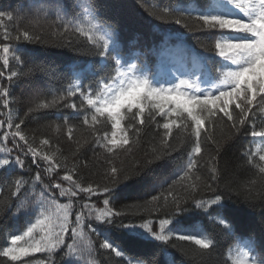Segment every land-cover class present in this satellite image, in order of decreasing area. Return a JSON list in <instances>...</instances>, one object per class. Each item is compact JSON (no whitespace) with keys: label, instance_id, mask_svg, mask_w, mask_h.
<instances>
[{"label":"snow or ice","instance_id":"1","mask_svg":"<svg viewBox=\"0 0 264 264\" xmlns=\"http://www.w3.org/2000/svg\"><path fill=\"white\" fill-rule=\"evenodd\" d=\"M82 3L87 26L82 22L64 21L58 17L61 20L60 26L53 34H58L62 38H67L68 33L78 34L95 50L93 55L98 56L101 61L113 62L111 65L105 63L101 72L96 74L98 78L87 85L77 83L67 89L68 97L77 95L80 97L79 106L76 102L64 105L82 115L81 123L89 129L88 135L91 137L87 150L93 153L103 150L104 157L102 161L99 157L96 161L84 159L83 146L77 145L73 168L65 171L59 182L46 184L40 172H36L35 181L40 185V191L32 197L25 196L19 209L26 210L27 214L38 213V215L35 222L30 223L27 231L22 235L11 236V247H5L0 251V256L8 257L11 261L20 260L33 253H53L57 249L66 248L68 259L64 264H79L76 257L90 255L93 250L91 239L85 240L86 227L88 232L95 233L98 239L99 233L96 232V227H101L104 238L99 243V248L110 250L116 257H121L123 254L110 239L117 233H119L118 238L128 243H143L146 233L155 241L167 243L170 239L168 235L153 231L147 222L138 224L127 214L112 211L108 205L111 203L115 206L121 199L141 191H144L145 195H151V192L157 188L156 183L142 185L135 181L142 177L146 170H152V166L159 161H166L175 150L172 144L173 129L186 133L191 144L187 163L179 176L181 180L190 178L191 173L199 172L205 167L202 163L203 145L208 141L215 143L213 135L218 121L230 125L234 134H239L242 126L248 124L252 129L248 134L254 138H264V129L256 130V120L264 119V0H223L222 4L211 3L200 8L187 7L183 0H165L149 15L161 22L187 29L188 32L193 31L190 24L194 23L197 31L215 41L212 47H206L201 43L204 52L213 53L212 56L202 58L206 61L220 58L216 61L219 64L217 76H213L212 69H208L207 72L189 70L173 73V79L166 81L158 80L146 71L142 62L122 56V50L118 46V30L102 21L94 3H88L87 0H82ZM5 18L9 22L14 19L12 13L0 11V24H3ZM176 35L183 36L184 33L178 32ZM21 36L27 42H42L41 35L30 34L27 29L19 32L14 39L20 41ZM0 39L9 41L13 37L5 28ZM67 42L69 46L72 43L70 39ZM0 49L4 56L3 66L7 68L10 45L3 43ZM15 51L17 50H13L14 55ZM74 51L78 50L74 49ZM15 59L19 62L21 58L15 55ZM109 68L111 70H107ZM4 75V72L0 71V77ZM17 75L16 72H12L7 77L8 81H12ZM9 96L7 87L0 89V100L4 109L10 106ZM56 105L57 99L54 98L50 102L36 104L35 108L29 107L25 118H20L19 123L11 118L0 120V143L5 144L0 152L11 153L12 149L6 146L11 140L13 147L19 153L14 158L9 156L0 159V173L10 175L16 168L24 169L30 157L32 164L39 167V162L43 161L48 172L59 175L57 170L62 167L59 160L33 147L28 135L22 129V125L26 126V119H30L31 113ZM5 125L7 130H4ZM153 128L155 135L149 142L156 144L155 137L158 136V146L145 152L144 157L134 167L117 166L114 159L117 153H130L133 138L139 144L142 139L148 137L149 131ZM74 129V125L67 126L68 141L73 140ZM160 129L163 130L162 134ZM40 144L50 146V141L42 139ZM215 151L219 154L220 146H217ZM245 155L248 157V164L256 168L259 176L264 177V154L246 152ZM257 156L259 164L254 163ZM90 164L104 166L103 185L93 182L84 187L74 178L78 177L81 169H87ZM215 164L216 157L213 156L207 162V179L202 180L201 176L196 175L195 180L200 181L214 194L210 204L217 207L218 215L222 216L223 199L229 189L227 185L221 186V170ZM64 182H67L68 187L64 186ZM7 184L14 191H11L10 202L0 204V212L11 214L13 208L17 207L15 201L19 199L27 181L17 178L7 180ZM160 187H163V184ZM192 187L195 191L196 185ZM168 188L171 196L172 184H169ZM101 191L108 197L103 200V209H96L95 205L85 202L81 205V210L75 213L74 219H70L73 198L80 197L83 193L90 201L92 197H98ZM236 194L248 202L258 200L259 206L264 208V192L254 193L251 187H248L238 189ZM189 195L192 193L189 192ZM57 197H67L69 204H57ZM160 199V195H151V200L146 203L159 202ZM181 202L180 198L173 196L172 204L175 206L173 216L186 211L181 207ZM183 203H187V200H183ZM205 203L202 200H193L197 208H204ZM250 206L256 205L250 204ZM157 207L160 206L157 204ZM163 207H168L167 197ZM91 219L99 221L100 224L96 227L91 223L85 224V220ZM126 220L128 222H125ZM219 222L226 224L223 219ZM160 223L163 225L166 221ZM66 237L70 238L71 242H66ZM178 239L194 241L202 250H210L215 246L212 238L180 234ZM253 245L258 246V254H254ZM260 254H264V235L255 241H247L240 255L233 259L231 264H264V255ZM41 264H51V261Z\"/></svg>","mask_w":264,"mask_h":264},{"label":"trees","instance_id":"2","mask_svg":"<svg viewBox=\"0 0 264 264\" xmlns=\"http://www.w3.org/2000/svg\"><path fill=\"white\" fill-rule=\"evenodd\" d=\"M87 2L97 6L100 18L105 24L118 30L121 55L126 59L142 62L145 70L158 80H172L173 71L207 72L208 69H212L213 76L219 75L217 71L219 64L216 61L220 58L216 57L213 61L202 58L212 56L213 53L204 52L201 43L206 47H212L215 42L213 39L197 31L194 23L190 24L193 31L188 32L187 29L161 22L149 15L165 0H87ZM183 3L190 8H200L215 2L214 0H183ZM0 11L10 12L14 17L13 21L9 22L5 18L3 24H0V37L3 36L5 28L13 37L9 41L0 39V45L3 43L10 45L7 68L3 66L4 56L0 49V71L5 74L0 77V89L7 87L10 94L8 109L2 107L3 102L0 100V120L11 118L19 123L20 118H25L29 107L35 108L36 104L50 102L56 98L55 107L34 111L30 114V119H26V126L22 125V129L28 135L33 147L55 157L62 165L61 169L57 170L59 173L57 176L55 172L46 170L43 161H40V166L37 167L31 163L29 157L24 169L16 168L10 175L0 173V204L10 202L11 191H14L9 188L7 180L19 178L27 181L26 191L22 189L19 199L15 201L17 207L13 208L12 213L0 212V251H3L5 247H11L12 235H22L27 231L30 223L35 222L37 218L38 213L27 214L26 210L19 209L25 196L32 197L40 191V185L35 181L37 171L40 172L44 183L59 182L65 171L73 168L77 145L83 146L84 159L96 161L99 157L101 161L103 160V150H98L96 153L87 150L91 137L88 135L89 129L81 123L82 115L64 105L76 102L79 106L80 97L78 95L68 97L67 89L77 83L87 85L98 78L96 74L101 72L105 63L111 65L113 62L101 61L98 56L93 55L95 50L78 34L68 33L67 38L53 34L60 26L61 20L58 17L64 21L82 22L87 26L82 0H0ZM25 29L30 34L41 35L42 42H27L22 36L20 41H16L14 37ZM178 32L184 35H176ZM68 39L72 41L70 46ZM13 50H17L15 55L20 56L19 62L15 59ZM12 72L18 75L12 81H8L7 77ZM37 84L41 85L40 91L32 94L27 90ZM9 113H11L10 117ZM70 125L75 126L72 141H68L66 136L67 126ZM261 129H264V119H257L256 130ZM4 130H7L6 125ZM251 130V127L245 124L239 134H234L230 125L218 121L213 135L215 143L208 141L203 145L202 163L205 167L199 172L191 173L190 178L181 180L179 176L184 171L191 144L186 133L173 129L172 144L175 150L166 161H159L152 166V170H146V173L135 181L142 185L156 183L157 188L151 192V195H160L159 202L146 203L151 200V195H145L144 191H141L121 199L115 206L111 203L108 205L112 211H121L138 224L147 222L153 231L168 235L170 237L168 242L155 241L146 233L143 243H128L118 238L119 233H117L110 239L123 254L121 257H116L110 250L99 248V243L104 238L101 227H96L100 222L95 219L85 220V224L91 223L96 227L99 239L95 233H89L87 227L85 228V240L91 239L93 250L90 255L76 257L79 264H231V261L240 255L247 241H255L264 235V208L259 206L260 202L258 200L248 202L236 194L238 189L248 187H251L254 193L264 192V177L259 176L256 168L248 164V157L245 155L246 152L264 154V138L252 137L248 134ZM159 131L162 134L163 130ZM154 135L153 128L149 131L148 137L142 139L139 144L133 138L131 152H118L114 157L117 166L134 167L144 157L145 152L158 146V136L155 137L156 144L149 142ZM42 139H49L50 146H42L40 144ZM6 146L12 151L10 154L0 152V159L9 156L14 158L19 154L11 140ZM217 146H220L219 154L215 151ZM4 147L5 144L0 143V149ZM213 156L216 157L215 166L221 170V186L227 185L229 189L223 199L222 216L218 215V208L210 204L214 194L200 181L195 180L196 175L201 176L202 180L207 179V162ZM254 163H260L258 156ZM103 171V165L90 164L87 169H81L78 177L74 178L84 187L93 182L103 185ZM49 177L52 179L50 180ZM161 184L163 187H160ZM169 184H172L171 196ZM193 185H196L195 191ZM64 186L68 187L67 182H64ZM189 192L192 195H189ZM173 196L180 198L181 207L186 209L175 216L172 215L175 211V206L172 204ZM165 197H167V208L163 207ZM105 198H108L107 194L102 191L98 197L94 196L90 201L83 193L80 197L73 198L70 219H74L75 213L81 210V205L85 202L95 205L96 209H103ZM183 200H187V203H183ZM193 200L205 201V207L197 208ZM56 203L68 205L69 199L57 197ZM157 204L160 207H157ZM250 204L256 206L251 207ZM53 211H55L54 206ZM221 219L226 221V224H221L219 222ZM161 221L166 223L161 225ZM180 234L212 238L215 246L210 250H202L194 241L179 240ZM66 242H71V239L66 237ZM79 242L77 238V243ZM253 247L254 254H258V246L253 245ZM67 259V249L63 248L53 253H33L17 261L0 256V264H41L49 260L51 264H64Z\"/></svg>","mask_w":264,"mask_h":264},{"label":"rangeland","instance_id":"3","mask_svg":"<svg viewBox=\"0 0 264 264\" xmlns=\"http://www.w3.org/2000/svg\"><path fill=\"white\" fill-rule=\"evenodd\" d=\"M217 2L222 4L223 0H217ZM40 86H41L40 84H37V85L29 87L27 90H29L30 93L34 94L37 91H40Z\"/></svg>","mask_w":264,"mask_h":264}]
</instances>
